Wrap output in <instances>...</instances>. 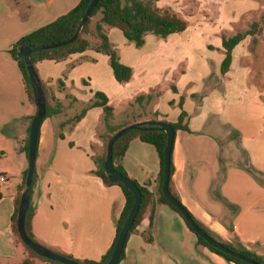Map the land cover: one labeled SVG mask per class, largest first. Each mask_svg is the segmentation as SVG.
Listing matches in <instances>:
<instances>
[{"label":"crops","instance_id":"1","mask_svg":"<svg viewBox=\"0 0 264 264\" xmlns=\"http://www.w3.org/2000/svg\"><path fill=\"white\" fill-rule=\"evenodd\" d=\"M79 2L0 0V176L5 177L0 182V264L27 259V250L13 232L12 215L28 167L22 148L37 112L9 50ZM229 20L224 18L228 27ZM105 28L112 47L113 40L123 42L116 28ZM213 28L197 29L200 50L192 53L185 74L175 80L174 72L188 59L182 53L187 46L176 49L175 42L187 29L156 41L146 36L127 62L118 55L120 63L132 69L124 84L114 79L108 56L94 50L35 64L46 101L59 110L41 123L38 134L31 219L38 244L75 261H100L114 240L125 198L119 186L106 185L93 174L105 155L103 109L90 108L72 122L94 101V93L102 92L113 108V126L151 121L156 114L159 120L175 123L181 110L187 114L188 131L174 135L170 193L220 239L230 244L235 240L264 259V25L257 49L249 48L256 41L247 36L232 50L225 74L220 72L222 37ZM169 73V81H161ZM138 97L144 100L134 104V118L117 123L119 110ZM121 166L154 198L129 235L119 264H234L198 244L180 216L158 201L160 164L151 144L131 140Z\"/></svg>","mask_w":264,"mask_h":264},{"label":"trees","instance_id":"2","mask_svg":"<svg viewBox=\"0 0 264 264\" xmlns=\"http://www.w3.org/2000/svg\"><path fill=\"white\" fill-rule=\"evenodd\" d=\"M90 1L91 0H80V2L73 9H71L68 13L59 17L52 23L23 36L9 50V54L11 58L17 63V66L19 68V71L23 79L25 91L31 102L34 103V92H33L32 84L29 78L26 65H25V61L19 57L20 48L27 47L31 49L29 60L33 67L35 78L39 82L40 80L38 77V73L35 69L36 63L43 61V60H53V61L58 62V61L64 60L71 54L83 53L86 50H94L98 53H102L108 56L109 66L113 72L114 79L116 80V82L120 84H124L130 81L132 77V69L120 63L117 52L115 51V49H113L112 45L110 44L107 38L105 27L116 28L120 30L125 40L129 43H132L137 49L141 48L144 45L145 37L147 35H153L157 37L158 39H166L168 36L172 34L182 33L187 28V23L184 20L178 18L175 14H172L167 10L161 11L158 7H156L155 6L156 0H98L96 6L92 10L87 21L83 24L80 30V33L74 42H72L71 44L65 47H61V48L54 49V50H41L40 49L44 45H50V44L67 41L71 39L77 32L80 20L82 19L83 14L86 11ZM97 15H100V18L95 26V35H96V39L98 40V44L93 46L91 42L85 39L84 37L89 35V32H90L89 25L91 23V20ZM257 27H258L257 24H252L251 29H249L248 31H245L243 33H237L229 37H225V36L222 37V48L224 50V59L220 65L221 74H225L229 71L231 61H232V57H231L232 50L241 41H243L247 36H253L256 33ZM41 87L44 93V88L42 84H41ZM44 96H45V93H44ZM142 100H144V97H138L135 99L137 103H140ZM179 105L180 107H182L181 103ZM94 107H101L103 109L102 123L105 129V134L102 136V139L104 141L105 155L101 159L97 160V170L93 172V174L101 178L102 181L106 185L119 186L123 192V195L125 198V204H124L123 210L120 213L119 217L115 220V237H114V240L110 248L102 256L100 261H76L82 264H106L108 262L113 252V249L115 247L116 241L118 239L120 230L124 222L126 221V218L134 203L133 194L129 190H127L123 186V184L119 182L118 183L109 182L108 176L105 174L103 170V164L106 159L107 142L109 141V139L113 136L115 132H117L119 129L123 128L124 126L128 125V123L127 124L125 123L119 126H113L110 124V119L113 117V108L108 105V99L106 95L102 92H95L94 101H92L91 104L83 108L81 112L77 116H75L72 122L76 123L79 120H81L83 116L85 115V113L87 112V110L90 108H94ZM57 113H59L58 108H55V109L51 108L49 103L46 101V116L43 119V121L46 118L54 114H57ZM157 117L158 115L156 114L155 119L151 120V121H156L157 122L156 125H150L146 122H143L142 124H139L137 128L126 132L123 136H121L116 141L112 149V164L115 170L119 171L124 177L130 179L121 166V160H122V157L125 151L127 150L129 142L135 138H138L141 142L151 144L157 152V155L159 158V164H160V171H159V175L157 179V183H158L157 193L159 196L158 201L160 203L167 205L171 210H173L175 213H177L180 216V214L174 209V207L168 202V200L162 195V192H161L162 177H163V157H164V148H165L167 136H166V133L162 131L160 127H161V124L163 123H167L171 125L174 131V135L177 130L188 131V128L185 124V119L187 118V114L183 110H181L178 120L175 123H168L166 121L159 120ZM28 132H29V129H28ZM172 149H173V144L171 147V152H172ZM22 150L25 152L26 157H27L28 138H26L25 144ZM172 171H173V165H172L171 155H170V177H171ZM26 173H27V170L24 172L22 184L20 185L18 189V198L16 200L15 211L12 215V229L17 237H18V232H17V227H16V219H17V213H18V207L20 203L21 194L25 188ZM131 181L134 184H136L140 190L141 202H140L138 213L126 237V240H125V243H124V246H123V249L118 259L117 264H119V262L124 257L125 245H126L129 235L132 234L135 231L136 227L140 224V222L142 221L144 217L146 209L152 203L153 198H154L153 192L149 191L147 187L140 186L133 180ZM169 181H170V178H169ZM35 183H36V175L34 171L31 187L29 190V204H28V210L26 212L24 227H25V232L27 236L29 237V239L33 241L34 243L38 244V242L35 240L34 235L32 234V231H31V219L34 214V204L32 202V191L35 186ZM174 197L181 204L179 199L176 196ZM181 206L187 211V209L182 204ZM152 214L153 212L151 211L150 220L152 219ZM188 214L190 215L191 219L195 222V224L202 230V232L209 235L212 239L221 242L227 248L231 249L232 251L250 260L264 264V260L258 255H256L254 252L248 251L243 247L235 246L233 244L218 240V238L213 232H211L207 227H205L202 223H200L197 219H195V217L191 213L188 212ZM180 218L183 220L181 216ZM183 222L185 223L189 231L193 233L190 226L184 220ZM195 237L197 239L198 244L205 246L211 252L221 256L226 261L232 262L234 264H248L238 258L224 254L220 252L219 250L212 248L200 237L196 235ZM18 239L22 243L20 238ZM22 245L31 255L40 259L41 261L49 263V264H60L58 262L45 259L37 255L34 251H32L27 246H25L23 243ZM62 256L70 260H73L71 257H67L65 255H62ZM21 264H28V262L23 261Z\"/></svg>","mask_w":264,"mask_h":264},{"label":"water","instance_id":"3","mask_svg":"<svg viewBox=\"0 0 264 264\" xmlns=\"http://www.w3.org/2000/svg\"><path fill=\"white\" fill-rule=\"evenodd\" d=\"M98 0H91L86 11L83 14L82 19L80 20L79 27L77 29V32L75 35L67 40L62 41L50 45H44L40 49L41 50H54L61 47H65L72 42H74L83 26V24L87 21L89 18L92 10L96 6ZM31 54V49L24 47L19 49V57L25 61V65L29 74V78L32 84V89L34 92V104L37 108L36 115L32 118L30 125H29V134H28V152H27V160H28V167H27V173L25 177V188L21 194L20 203L18 207V213H17V219H16V227L18 232V237L22 241V243L30 248L32 251H34L37 255L48 259L50 261H55L60 264H82L78 263L74 260H70L60 254L54 253L53 251L49 250L48 248L36 244L33 241L29 239L25 232V218H26V212L28 210V204H29V190L32 183V178L34 174V167H35V158H36V151H37V141H38V133L40 125L43 121V119L46 116V99L41 87V84L39 81L35 78V73L33 70V67L29 60V55ZM140 123H134L124 126L123 128L119 129L117 132L113 134V136L109 139L106 145V159L103 164V170L105 174L108 176V180L111 183H121L123 186L129 190L134 197V203L133 206L126 218V221L124 222L118 239L116 241L115 247L113 249V252L111 254L110 259L106 264H117L118 259L120 257V254L122 252L126 237L128 235V232L134 222V219L138 213L140 202H141V193L139 188L136 184H134L130 179L124 177L119 171L115 170L112 164V149L116 141L123 136L126 132L129 130H133L137 128ZM146 123L150 125H156V121H147ZM161 130L166 133V144L164 148V157H163V177H162V188L161 192L162 195L168 200V202L174 207V209L180 214V216L183 218V220L190 226L193 233L203 239L209 246L212 248L219 250L220 252L230 255L232 257L238 258L248 264H261L256 261L250 260L231 249L224 246L221 242L216 241L212 239L209 235L202 232V230L195 224V222L191 219L188 212L181 206V204L175 199V197L170 193L168 184H169V178H170V155H171V147L174 141V131L171 125L167 123L161 124Z\"/></svg>","mask_w":264,"mask_h":264},{"label":"rangeland","instance_id":"4","mask_svg":"<svg viewBox=\"0 0 264 264\" xmlns=\"http://www.w3.org/2000/svg\"><path fill=\"white\" fill-rule=\"evenodd\" d=\"M253 3V4H252ZM155 6L161 11H169L175 14L178 18L184 20L187 23V31L185 36H182L179 40L175 42L176 49L180 47L187 46V50L182 51L183 55H187L186 58L178 66L177 70L173 74V80L179 75V73L186 72L187 61L190 60L193 52H199L200 42L196 40L195 32L198 28L203 27L204 29L214 28L217 29L218 37H227L236 32L243 33L251 29L252 24H257L256 33L251 36L255 39V43L252 41L251 50L257 49L259 46V39H261V31L264 25V12H260L261 8L264 7V0H156ZM230 17V26H226L224 23V18ZM100 18V15L95 16L89 25L91 34L87 35L90 39L89 41L93 46L98 44V40L95 35V26ZM228 22V23H229ZM217 26L219 28H217ZM120 35L123 42L120 40H113V49L120 56L122 62H127L128 60L134 58L135 52L138 51L133 44L124 40L120 30H114ZM148 37L154 38L153 40H159L153 35H147ZM147 39L149 40V38ZM171 37V36H170ZM263 38V36H262ZM258 71V69H257ZM171 73L167 74L166 77H161V81H169ZM164 76V73L162 74ZM208 77L207 81H211ZM137 102L134 101L133 104L124 105L123 108L117 113L115 118L117 123H125L134 118L137 114L135 105ZM138 111V110H137ZM218 240L224 241L216 236ZM232 240V239H231ZM230 240V241H231ZM233 245L237 246L235 240H232ZM264 260V259H263ZM27 261L28 264H43V261L34 257L27 251ZM21 264V263H20Z\"/></svg>","mask_w":264,"mask_h":264},{"label":"built area","instance_id":"5","mask_svg":"<svg viewBox=\"0 0 264 264\" xmlns=\"http://www.w3.org/2000/svg\"><path fill=\"white\" fill-rule=\"evenodd\" d=\"M5 181V177L4 176H0V182H4Z\"/></svg>","mask_w":264,"mask_h":264}]
</instances>
